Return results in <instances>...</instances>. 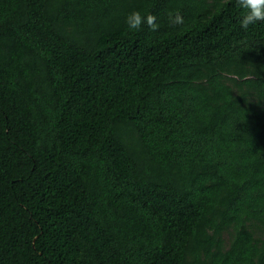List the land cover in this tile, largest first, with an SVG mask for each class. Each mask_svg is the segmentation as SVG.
<instances>
[{
  "label": "trees",
  "instance_id": "16d2710c",
  "mask_svg": "<svg viewBox=\"0 0 264 264\" xmlns=\"http://www.w3.org/2000/svg\"><path fill=\"white\" fill-rule=\"evenodd\" d=\"M242 15L0 0V264H264V21Z\"/></svg>",
  "mask_w": 264,
  "mask_h": 264
},
{
  "label": "clouds",
  "instance_id": "9594fccd",
  "mask_svg": "<svg viewBox=\"0 0 264 264\" xmlns=\"http://www.w3.org/2000/svg\"><path fill=\"white\" fill-rule=\"evenodd\" d=\"M235 4L243 12L240 21L243 29L247 30L250 25L264 21V0H235ZM169 21L173 25H182L184 23V19L179 13L170 16ZM125 23L129 30L139 31L145 24L152 31H157L159 28L154 15L148 14L145 16L140 11L131 12L126 17Z\"/></svg>",
  "mask_w": 264,
  "mask_h": 264
}]
</instances>
